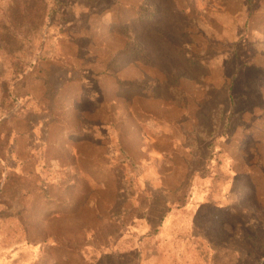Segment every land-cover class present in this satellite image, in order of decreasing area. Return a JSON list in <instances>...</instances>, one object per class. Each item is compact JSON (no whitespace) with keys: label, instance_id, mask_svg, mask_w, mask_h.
I'll use <instances>...</instances> for the list:
<instances>
[{"label":"rangeland","instance_id":"374dc122","mask_svg":"<svg viewBox=\"0 0 264 264\" xmlns=\"http://www.w3.org/2000/svg\"><path fill=\"white\" fill-rule=\"evenodd\" d=\"M0 264H264V0H0Z\"/></svg>","mask_w":264,"mask_h":264},{"label":"crops","instance_id":"0c3cea01","mask_svg":"<svg viewBox=\"0 0 264 264\" xmlns=\"http://www.w3.org/2000/svg\"><path fill=\"white\" fill-rule=\"evenodd\" d=\"M0 101H13L11 94L9 91L6 90H1L0 92ZM0 219H2V217L0 216ZM2 232V228L0 227V243H2L5 239V236L3 238V236L1 235ZM5 242V241H4Z\"/></svg>","mask_w":264,"mask_h":264}]
</instances>
